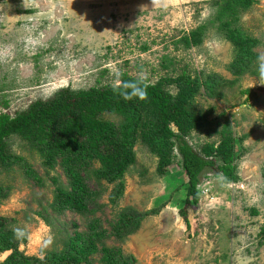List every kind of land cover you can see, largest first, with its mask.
I'll return each instance as SVG.
<instances>
[{
  "label": "rangeland",
  "instance_id": "obj_1",
  "mask_svg": "<svg viewBox=\"0 0 264 264\" xmlns=\"http://www.w3.org/2000/svg\"><path fill=\"white\" fill-rule=\"evenodd\" d=\"M214 1L0 0V113L13 116L63 88L113 85V69L132 77L143 71L151 83L185 71L199 84L191 110L212 126L182 136L201 154L218 143V131L230 130L238 156L233 187H222L211 171L201 175L200 201L187 210L188 227L178 213L186 198L180 157L174 149L167 173L160 176L157 157L139 139L116 203L109 201L113 185L91 180L86 186L95 195L86 216L46 210L47 223L37 212L52 200L53 179L65 188L68 180L26 141L11 136L6 152L22 158L33 174L26 175L27 166L18 162L0 169V187L9 188L0 201V216L15 220L11 231L32 232V240L19 241L25 255L38 258L39 240L46 235L53 243L45 252L57 235L93 230L95 224L109 233L110 224L126 213L136 228L120 240L109 237L104 246H95L85 264H101L107 250L131 264H264V84L256 62L252 73L230 71L234 48L219 29L231 18L216 20ZM254 1L236 26L258 42L253 48L257 61L264 54V0ZM198 26H204L201 44L185 47L180 40ZM163 61H170L172 69L162 68ZM214 79L220 85L205 89L204 81ZM168 90L176 93L174 85ZM226 122L229 127L223 128ZM171 128L179 134L176 126ZM9 254H0V264Z\"/></svg>",
  "mask_w": 264,
  "mask_h": 264
},
{
  "label": "trees",
  "instance_id": "obj_2",
  "mask_svg": "<svg viewBox=\"0 0 264 264\" xmlns=\"http://www.w3.org/2000/svg\"><path fill=\"white\" fill-rule=\"evenodd\" d=\"M254 2H212L217 7L216 20L231 18L227 23H222L219 33L222 32L234 48L235 61L230 71L236 76L252 73L256 62L253 48L258 42L245 36L236 26L238 16ZM203 32L204 26H198L180 41L185 47L198 46L202 42ZM162 68L172 69L171 62L163 61ZM135 78L127 73L120 77L122 81ZM173 85L175 94L168 90ZM204 85L210 91L214 89L212 85L218 86L220 82L207 80ZM147 91L148 97L144 101H125L113 91L112 85L79 91L63 88L50 99L36 100L13 116L0 113V169L4 171L12 163L18 162L27 166L26 175L33 174L22 158L12 157L6 152L7 139L16 136L26 141L50 169L59 167L62 170L68 180L67 188L57 185V179H53L55 188L52 200L37 212L48 223L50 217L45 213L46 210H51L55 215L69 211L86 216L87 207L95 195L86 186L91 180L113 185L109 201L116 203L124 193V175L135 162L133 148L138 139L157 157V172L160 176L167 173L175 149L186 178V198L178 213L188 227L187 210L199 204L198 185L204 171L213 172L216 178L222 175L233 183L237 182L235 161L238 156L234 138L230 130L218 131V143L202 148L200 154L182 136L194 128L212 126V122L191 110L199 84L185 71L176 77L165 76L156 83L150 82ZM6 104L4 102L3 105ZM172 125L177 127L179 134L174 133ZM228 127L226 122L223 128ZM95 165L98 167L93 169ZM8 190V187H0V201L7 197ZM158 212L154 210L151 213ZM13 221L11 217L0 216V254L10 253L1 264L89 263L95 246H104V241L109 237L120 240L136 228V224L133 226V217L121 213L117 221L110 224L109 233L95 224L93 230L87 228L73 235H57L53 248L46 251L44 259L40 260L18 249L19 240L14 238L9 229ZM131 261L113 250L105 251L101 258V264H131Z\"/></svg>",
  "mask_w": 264,
  "mask_h": 264
},
{
  "label": "clouds",
  "instance_id": "obj_3",
  "mask_svg": "<svg viewBox=\"0 0 264 264\" xmlns=\"http://www.w3.org/2000/svg\"><path fill=\"white\" fill-rule=\"evenodd\" d=\"M257 68H258V78L259 83L264 84V54H259L257 56ZM114 82L113 91L117 92L125 101H130L133 99H138L144 101L148 97V88L150 87V82L148 81L147 75L141 71L138 76L129 81H122L120 79L121 72L117 69H113ZM218 181L221 182L222 187L231 188L233 184L231 181L222 175H218ZM199 187V186H198ZM13 236L16 240H32L33 234L31 231L25 228H13ZM53 243L51 235H46L39 240V254L38 258L40 260L44 259L45 250Z\"/></svg>",
  "mask_w": 264,
  "mask_h": 264
}]
</instances>
